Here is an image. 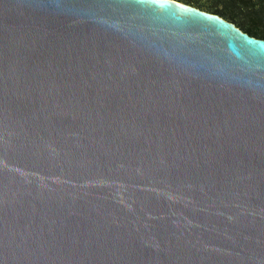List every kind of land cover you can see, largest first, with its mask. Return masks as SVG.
<instances>
[{
  "label": "water",
  "instance_id": "water-1",
  "mask_svg": "<svg viewBox=\"0 0 264 264\" xmlns=\"http://www.w3.org/2000/svg\"><path fill=\"white\" fill-rule=\"evenodd\" d=\"M0 264H264V39L178 0H0Z\"/></svg>",
  "mask_w": 264,
  "mask_h": 264
},
{
  "label": "trees",
  "instance_id": "trees-1",
  "mask_svg": "<svg viewBox=\"0 0 264 264\" xmlns=\"http://www.w3.org/2000/svg\"><path fill=\"white\" fill-rule=\"evenodd\" d=\"M223 5L222 12H213L224 17L228 14L236 24L235 18L238 12L246 13L245 18L248 21L247 28L244 29L236 24L243 31L251 36L264 39V0H218ZM247 16V17H246ZM225 18V17H224ZM227 19V18H225ZM263 32V33H260Z\"/></svg>",
  "mask_w": 264,
  "mask_h": 264
},
{
  "label": "rangeland",
  "instance_id": "rangeland-1",
  "mask_svg": "<svg viewBox=\"0 0 264 264\" xmlns=\"http://www.w3.org/2000/svg\"><path fill=\"white\" fill-rule=\"evenodd\" d=\"M193 6H196L200 9H203L205 11L209 12H222L223 5L218 0H178ZM246 13L238 12L237 16L235 18L236 24L240 25L242 28L246 29L248 25V21L245 18ZM227 20H233L228 14L223 15ZM247 17V16H246ZM263 33V32H260Z\"/></svg>",
  "mask_w": 264,
  "mask_h": 264
}]
</instances>
